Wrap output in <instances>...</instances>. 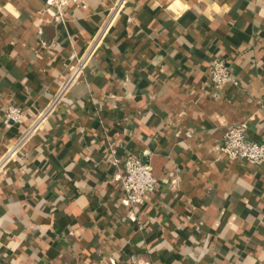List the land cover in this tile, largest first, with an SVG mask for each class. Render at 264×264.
I'll use <instances>...</instances> for the list:
<instances>
[{"label": "crops", "instance_id": "0c3cea01", "mask_svg": "<svg viewBox=\"0 0 264 264\" xmlns=\"http://www.w3.org/2000/svg\"><path fill=\"white\" fill-rule=\"evenodd\" d=\"M113 2L85 0L54 23L46 0H0V159L102 33L0 169V264H264V164L219 151L239 122L264 143V0H127L108 21ZM214 59L236 84L214 89ZM10 104L24 118L8 127ZM127 155H148L158 180L133 207Z\"/></svg>", "mask_w": 264, "mask_h": 264}, {"label": "built area", "instance_id": "2783aa9c", "mask_svg": "<svg viewBox=\"0 0 264 264\" xmlns=\"http://www.w3.org/2000/svg\"><path fill=\"white\" fill-rule=\"evenodd\" d=\"M127 0H114L108 12V21L117 15L125 6ZM85 6V0H46L43 12L47 13L54 23H60L63 20V14L69 6ZM102 33L98 34L83 50L75 57V60L66 66V74L63 84L59 90L53 94L50 104L38 112L31 124L22 130L20 138L9 147L0 159V169L9 159L18 153V148L22 142L34 132L43 128L49 115L61 100L66 88L74 83L83 73L86 64L92 54L97 50ZM209 79L215 90L222 89L227 84H236L232 78L228 64L221 59H214L210 64ZM24 112L17 106L7 105L4 110L2 123L5 126H14L23 121ZM247 123L239 122L227 126L223 140L219 146L220 153L229 162L245 163L259 166L264 164V143L249 140L246 137ZM109 152L112 155L116 153V146L111 144ZM149 153L148 155H150ZM147 156L127 155L123 161L124 174L121 179L123 188L122 203L127 207H133L143 202L147 194L154 191L158 185L157 178L153 175L152 166ZM114 161V160H113ZM131 264H151L135 255L130 256Z\"/></svg>", "mask_w": 264, "mask_h": 264}, {"label": "trees", "instance_id": "16d2710c", "mask_svg": "<svg viewBox=\"0 0 264 264\" xmlns=\"http://www.w3.org/2000/svg\"><path fill=\"white\" fill-rule=\"evenodd\" d=\"M192 259H198L196 256H194V255H191L190 256ZM201 258V257H200Z\"/></svg>", "mask_w": 264, "mask_h": 264}]
</instances>
